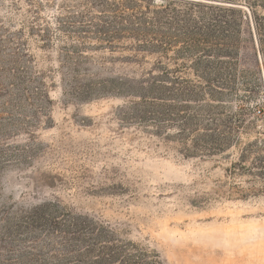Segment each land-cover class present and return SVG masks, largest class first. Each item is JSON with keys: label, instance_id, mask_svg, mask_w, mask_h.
Returning a JSON list of instances; mask_svg holds the SVG:
<instances>
[{"label": "rangeland", "instance_id": "374dc122", "mask_svg": "<svg viewBox=\"0 0 264 264\" xmlns=\"http://www.w3.org/2000/svg\"><path fill=\"white\" fill-rule=\"evenodd\" d=\"M79 1L0 0V219L52 202L98 220L162 264H264V179L250 156L240 161L242 148L264 136V63L252 10L191 0L243 9L236 64L250 77L222 91L221 130L239 126L231 147L190 156L178 118L155 127L128 109L140 80L156 75L159 61L174 63L129 41L109 49L77 39L67 18ZM2 233L0 260L23 244Z\"/></svg>", "mask_w": 264, "mask_h": 264}, {"label": "trees", "instance_id": "16d2710c", "mask_svg": "<svg viewBox=\"0 0 264 264\" xmlns=\"http://www.w3.org/2000/svg\"><path fill=\"white\" fill-rule=\"evenodd\" d=\"M219 2L252 10L264 63V14L256 11L264 10V0ZM74 10L67 19L77 39H95L109 49L129 41L139 52L174 63L170 69L159 61L157 74L147 73L140 80L139 93L132 94L137 101L128 108L139 122L157 127L178 118L180 142L189 146L184 149L190 156L214 155L231 147L239 126L221 130L225 107L220 102L226 95L222 91L231 92L238 81L250 77L236 64L242 23L248 20L243 9L191 0H84ZM258 111L264 116V109ZM246 156L264 179L263 133L242 148L240 161ZM0 229L10 241L23 243L20 249L6 251L0 264H162L156 254L121 239L98 220L52 202L0 219ZM33 231L44 232L45 240L37 241Z\"/></svg>", "mask_w": 264, "mask_h": 264}]
</instances>
